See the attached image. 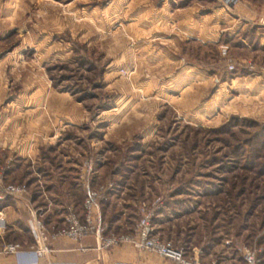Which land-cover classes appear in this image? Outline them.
Returning a JSON list of instances; mask_svg holds the SVG:
<instances>
[{
  "label": "rangeland",
  "instance_id": "374dc122",
  "mask_svg": "<svg viewBox=\"0 0 264 264\" xmlns=\"http://www.w3.org/2000/svg\"><path fill=\"white\" fill-rule=\"evenodd\" d=\"M210 54L178 57L223 78L226 57ZM160 58V0H0V115L21 139L0 152L2 181L44 223L79 215L88 185L106 235L146 214L202 264H243L244 248L264 264V115H228L220 96L207 107L217 82L189 84Z\"/></svg>",
  "mask_w": 264,
  "mask_h": 264
},
{
  "label": "crops",
  "instance_id": "0c3cea01",
  "mask_svg": "<svg viewBox=\"0 0 264 264\" xmlns=\"http://www.w3.org/2000/svg\"><path fill=\"white\" fill-rule=\"evenodd\" d=\"M160 0V67L169 72L178 67L177 76L187 72L189 84L208 88L217 82L216 93L205 101V105L216 102L220 96L221 111L226 114L264 115V0H232L222 3L219 0ZM226 46V59L234 65L232 70H224L226 76H217L209 66L198 69L196 65L186 64V50H199L205 57H211V49ZM166 57H173L165 60ZM246 62L257 68L249 70ZM219 67V66H218ZM223 69V68H222ZM179 77V78H180ZM194 86V85H193ZM187 87L191 88V85ZM178 104L181 101H176ZM193 102V100H192ZM189 101V104H192ZM208 107V106H207ZM8 121V122H7ZM18 123L13 115H0V152H14L20 149ZM3 171V180L9 179L10 170ZM30 216L28 204L24 199L0 201V249L6 243L19 242L17 254L0 253V264H28L34 256L26 253L33 243L27 231ZM61 219L45 220V224ZM12 239V240H11ZM50 251L38 262L50 261L58 264H110L113 261L131 264H162V260L149 253L138 252L127 244H120L106 251L94 248L91 235L78 241L58 238L48 242ZM80 247L86 248L84 251Z\"/></svg>",
  "mask_w": 264,
  "mask_h": 264
},
{
  "label": "built area",
  "instance_id": "2783aa9c",
  "mask_svg": "<svg viewBox=\"0 0 264 264\" xmlns=\"http://www.w3.org/2000/svg\"><path fill=\"white\" fill-rule=\"evenodd\" d=\"M222 3H229L232 0H220ZM264 23V17L260 19ZM220 55L226 57V46H219ZM245 67L254 70L257 67L246 62ZM226 68L232 70L233 63L227 58ZM86 190L81 204V213L68 212L63 216L62 223L57 227H48L42 220L30 213L27 219L28 231L33 243L26 249V253L34 256V261L28 264H58L50 261L38 262L46 253L50 251L48 242L58 238H67L78 241L81 237L91 235L94 239V248L98 251H106L120 244H127L138 252L149 253L158 256L162 264H202L193 253H187L182 247H174L169 242L163 241L153 233V227L146 214L141 215L134 223L131 231L126 234H104L103 225L100 219V194L95 189L84 186ZM23 192V187L19 184L4 183L0 175V199L4 195H10L18 199ZM86 248L80 247L84 251ZM17 243L5 244L1 247L0 253L17 254L20 251ZM243 264H258L254 249L244 248L242 251ZM63 264V263H61ZM67 264V263H65ZM87 264V263H83ZM110 264H131L121 261H113Z\"/></svg>",
  "mask_w": 264,
  "mask_h": 264
},
{
  "label": "trees",
  "instance_id": "16d2710c",
  "mask_svg": "<svg viewBox=\"0 0 264 264\" xmlns=\"http://www.w3.org/2000/svg\"><path fill=\"white\" fill-rule=\"evenodd\" d=\"M225 67H226V64H225ZM222 68H224V67L223 66H219V69H222ZM261 155H262V153H260L259 155L256 154V155H251L250 157H248L247 160L243 161V164H242L243 168H245L247 170H253V168H257V167H255V166H257V165H255L257 163L255 158H257V157H259ZM262 164L264 165V163H262ZM258 169H260L258 172H260V171L262 172L264 170V167L262 165H260V166H258ZM253 178H255V177H253ZM85 192H86V190L84 189L83 190V196L85 195ZM27 231H28V229H27Z\"/></svg>",
  "mask_w": 264,
  "mask_h": 264
}]
</instances>
